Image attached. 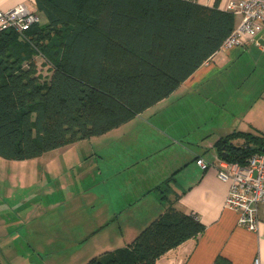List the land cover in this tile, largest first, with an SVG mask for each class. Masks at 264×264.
Returning <instances> with one entry per match:
<instances>
[{
    "label": "crops",
    "instance_id": "0c3cea01",
    "mask_svg": "<svg viewBox=\"0 0 264 264\" xmlns=\"http://www.w3.org/2000/svg\"><path fill=\"white\" fill-rule=\"evenodd\" d=\"M232 1L198 0L226 10ZM21 2L36 10L35 0H0V10ZM233 131L264 135V49L254 40L220 47L170 95L99 135L81 157L72 147L86 139L52 149L74 160L77 173L52 189L47 206L44 196L27 204L32 196L20 176L0 179V264L41 261L48 245L83 248L82 260H89L127 245L171 202L205 229L156 264H216L219 255L231 264L256 257L264 264V205L258 230L240 226L237 212L225 206L229 182L217 175L222 156L215 144Z\"/></svg>",
    "mask_w": 264,
    "mask_h": 264
},
{
    "label": "trees",
    "instance_id": "16d2710c",
    "mask_svg": "<svg viewBox=\"0 0 264 264\" xmlns=\"http://www.w3.org/2000/svg\"><path fill=\"white\" fill-rule=\"evenodd\" d=\"M35 4L39 21L23 30H0V157L5 159L38 157L128 121L170 95L221 47L237 22L232 10L196 0ZM38 56L50 65L48 77L38 71ZM215 145L223 158L246 163L264 150V135L233 131ZM204 229L195 214L171 202L127 245L85 264H156ZM215 262L231 264L221 255Z\"/></svg>",
    "mask_w": 264,
    "mask_h": 264
},
{
    "label": "built area",
    "instance_id": "2783aa9c",
    "mask_svg": "<svg viewBox=\"0 0 264 264\" xmlns=\"http://www.w3.org/2000/svg\"><path fill=\"white\" fill-rule=\"evenodd\" d=\"M230 10L237 22L221 47L228 48L254 40L264 49V44L259 41V34L264 32V0H234L230 3ZM39 20V14L25 2L9 10H0V30L7 27L23 30ZM196 161L204 169L209 166V162L203 158ZM216 167L218 177L229 182L225 206L237 212L240 226L258 230L260 206L264 205V150L250 156L246 163L220 157ZM252 264H261L260 258L256 257Z\"/></svg>",
    "mask_w": 264,
    "mask_h": 264
},
{
    "label": "rangeland",
    "instance_id": "374dc122",
    "mask_svg": "<svg viewBox=\"0 0 264 264\" xmlns=\"http://www.w3.org/2000/svg\"><path fill=\"white\" fill-rule=\"evenodd\" d=\"M37 66L38 71L43 77L49 76L51 72L50 65L44 63L43 57H37ZM100 136H92V139H90L91 137L89 139L85 138L86 141L84 140L83 143H75L79 145H75L74 147H72V153L77 152L81 157L84 153L83 149H86L90 143H98L101 141L102 137ZM67 159L68 158L62 157L60 153L57 154L51 150L46 151L45 157H34L33 159L11 160L0 157V179H4V176H20L21 179L19 180H22L20 184L28 186L27 192L29 196H32L29 198L30 200H28L27 204L31 205L34 203V198L39 200L41 199V196H44L41 203L44 206H47L48 202L46 201L51 200L50 198L52 197V189L61 188L60 185L62 183L66 184L69 177H71L73 173H77V169H72L71 167L75 161L72 159L68 161ZM61 161H63L62 167L65 169H61ZM66 170L68 171L66 172ZM53 174H56L57 176H61L62 174L63 175L59 179H54L52 178L53 176L51 177V175ZM72 178L73 177H71L68 182H70ZM14 182L17 181L14 180ZM8 183H10V181L7 178L4 184L8 185ZM11 184H13V182H11ZM19 187H13V189L16 190ZM75 249L72 245L44 246V251L46 253H43L41 261L37 260L36 262H33V264H85L88 260H82L83 258L81 257V255L84 251L83 248ZM6 264H9V262L6 261ZM10 264L14 263L11 262ZM28 264L32 263L29 262Z\"/></svg>",
    "mask_w": 264,
    "mask_h": 264
},
{
    "label": "water",
    "instance_id": "95a60500",
    "mask_svg": "<svg viewBox=\"0 0 264 264\" xmlns=\"http://www.w3.org/2000/svg\"><path fill=\"white\" fill-rule=\"evenodd\" d=\"M260 35L261 37H259V41L264 44V32L260 33L259 36Z\"/></svg>",
    "mask_w": 264,
    "mask_h": 264
}]
</instances>
